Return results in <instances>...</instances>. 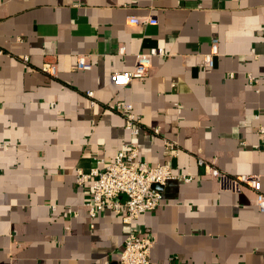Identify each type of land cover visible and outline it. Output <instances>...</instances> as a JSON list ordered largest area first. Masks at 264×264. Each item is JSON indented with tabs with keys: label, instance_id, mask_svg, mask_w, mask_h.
<instances>
[{
	"label": "crops",
	"instance_id": "obj_1",
	"mask_svg": "<svg viewBox=\"0 0 264 264\" xmlns=\"http://www.w3.org/2000/svg\"><path fill=\"white\" fill-rule=\"evenodd\" d=\"M150 47L164 54L144 77L111 83ZM0 48V264H116L131 227L151 238L157 264H264L255 191L199 163L259 174L264 191L254 118L264 107V0H0ZM78 54L91 55L90 69L73 68ZM115 101L138 116L142 160L193 175L168 180L160 204L131 224L110 209L91 217L89 183L74 181L76 168L109 162L132 139Z\"/></svg>",
	"mask_w": 264,
	"mask_h": 264
},
{
	"label": "built area",
	"instance_id": "obj_2",
	"mask_svg": "<svg viewBox=\"0 0 264 264\" xmlns=\"http://www.w3.org/2000/svg\"><path fill=\"white\" fill-rule=\"evenodd\" d=\"M129 22L155 23L156 19L131 16ZM118 50L123 53V46H120ZM217 52V42L213 39L210 51L203 54V65L211 67L213 55ZM3 53L4 50L0 48V55ZM163 54L161 47H150L146 51L136 53L135 63L131 69L110 73L111 83L116 86L127 85L132 79L144 77L152 57ZM90 56V54H78L73 68L90 69L92 66ZM22 58L25 61L28 59L26 56ZM43 69L50 75H56L54 62L44 63ZM233 75V73L228 74L229 77ZM249 80H252L250 76ZM87 94L92 95V91H87ZM113 107L123 115L124 127L132 139L124 142L109 162L105 163L103 159L96 158L95 165L88 171L76 168L74 181L80 186L89 183L87 197L83 205L91 217H94L100 210L110 209L119 213L124 223L131 224L139 214L151 212L160 204L163 187L168 180L189 182L193 179V175L174 170L167 162L150 164L142 160L139 156V148L133 140V137L139 132V123L132 104L115 101ZM263 114L264 107L258 108L254 113V118L258 121L256 131L260 135H264V123L259 121ZM166 145L175 153L172 142L166 141ZM199 163L204 164L207 174L226 183L227 186L243 184L253 189L259 209L264 210V191L261 190V176L259 174L242 173L231 176L210 163H205L202 160H199ZM120 195H124V199H121ZM51 208L55 210L56 205L52 204ZM151 247V238L147 235L138 234L131 227L123 241L116 264H157L150 259Z\"/></svg>",
	"mask_w": 264,
	"mask_h": 264
}]
</instances>
